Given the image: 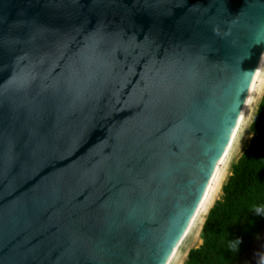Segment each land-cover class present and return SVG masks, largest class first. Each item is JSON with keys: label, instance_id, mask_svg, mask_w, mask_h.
<instances>
[{"label": "water", "instance_id": "water-1", "mask_svg": "<svg viewBox=\"0 0 264 264\" xmlns=\"http://www.w3.org/2000/svg\"><path fill=\"white\" fill-rule=\"evenodd\" d=\"M263 60L264 0H0V264H167Z\"/></svg>", "mask_w": 264, "mask_h": 264}, {"label": "trees", "instance_id": "trees-1", "mask_svg": "<svg viewBox=\"0 0 264 264\" xmlns=\"http://www.w3.org/2000/svg\"><path fill=\"white\" fill-rule=\"evenodd\" d=\"M252 138L232 176L223 198L210 210L202 229V245L190 250L186 264H243L264 236V217L254 209L264 205V96L250 126ZM241 239L239 251L229 241Z\"/></svg>", "mask_w": 264, "mask_h": 264}, {"label": "bare ground", "instance_id": "bare-ground-1", "mask_svg": "<svg viewBox=\"0 0 264 264\" xmlns=\"http://www.w3.org/2000/svg\"><path fill=\"white\" fill-rule=\"evenodd\" d=\"M263 94L264 60L260 76L251 82L239 131L237 135L232 137L230 151L200 209L195 222L188 227L184 237L174 249L167 264H186L189 251L192 249V247L197 245V248H199L202 245V229L204 223L210 210L223 197V189L232 175V168L236 159L242 155L245 147H248H243L245 132L250 126L256 107L258 106Z\"/></svg>", "mask_w": 264, "mask_h": 264}, {"label": "rangeland", "instance_id": "rangeland-1", "mask_svg": "<svg viewBox=\"0 0 264 264\" xmlns=\"http://www.w3.org/2000/svg\"><path fill=\"white\" fill-rule=\"evenodd\" d=\"M263 96H264V94H263ZM263 96H262V98H263ZM262 98H261L260 102L258 103V106L256 107V110H255V112H254V115H253L252 121H251V123H250V126H251L252 122H253L254 119H255V116H256V113H257V111H258V107H259V105H260V103H261V101H262ZM250 126H249V128H247V130H246V132H245V140H244V143H243V147H245V146H249V144H250V142H251L252 132L250 131ZM245 144H246V145H245ZM246 149H247V147H245L244 151H245ZM244 151H243V153H244ZM243 153H242V154H243ZM241 156H242V155H240V157H241ZM240 157H238V159H236L234 165L239 161ZM232 170H233V168H232ZM231 176H232V175H231ZM231 176H230V177H231ZM222 198H223V197H222ZM222 198H221V200H222ZM221 200H219V201H221ZM262 242H264V236H262V237L260 238V240H259L258 243L256 244L255 248H253V250L251 251L250 255L244 259L243 264H258V260H259V255H258V254H260V253H264V246H262V248H259V246H260V244H261ZM192 249H197V245H195L194 247H192ZM192 249H191V250H192ZM189 252H190V251H189ZM187 261H188V260H187Z\"/></svg>", "mask_w": 264, "mask_h": 264}, {"label": "clouds", "instance_id": "clouds-1", "mask_svg": "<svg viewBox=\"0 0 264 264\" xmlns=\"http://www.w3.org/2000/svg\"><path fill=\"white\" fill-rule=\"evenodd\" d=\"M255 215L258 217H264V205L257 206L254 209ZM242 243V240L237 238L235 240L229 241V248L233 251H239V245ZM258 264H264V253H260Z\"/></svg>", "mask_w": 264, "mask_h": 264}]
</instances>
